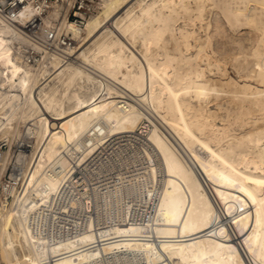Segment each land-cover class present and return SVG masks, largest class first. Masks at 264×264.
<instances>
[{
	"label": "bare ground",
	"instance_id": "bare-ground-1",
	"mask_svg": "<svg viewBox=\"0 0 264 264\" xmlns=\"http://www.w3.org/2000/svg\"><path fill=\"white\" fill-rule=\"evenodd\" d=\"M23 1L0 0V264H264V0H101L81 29L75 0Z\"/></svg>",
	"mask_w": 264,
	"mask_h": 264
},
{
	"label": "built area",
	"instance_id": "built-area-1",
	"mask_svg": "<svg viewBox=\"0 0 264 264\" xmlns=\"http://www.w3.org/2000/svg\"><path fill=\"white\" fill-rule=\"evenodd\" d=\"M23 0H10L9 4L5 7L3 10V13L8 14L14 11H17L18 8L23 6ZM33 3L36 4V7L38 8V0H33ZM101 0H75L73 3V6L69 13V21L74 25L75 28L81 29L85 26L87 19L94 14L97 9L99 8ZM29 30V29H28ZM46 36V42H44V46L47 50L50 52H56L64 55L63 57L65 59L69 58L70 56L66 55L64 52V49L69 48L74 44V39H72L67 34L61 33L58 36H56L53 33V30H48ZM37 55V52H34L33 49L29 48L26 51V56L30 55ZM30 58V57H29ZM30 62V59H28ZM22 146H19L16 148L18 151L19 148ZM6 149V142L0 141V164H1V158L2 153ZM15 162V161H14ZM19 169L15 167L12 164H9L3 171L2 174V183L4 185V191H8L10 189V186L13 185L15 182L17 185L19 184V178L15 180L16 177L15 174H19Z\"/></svg>",
	"mask_w": 264,
	"mask_h": 264
},
{
	"label": "rangeland",
	"instance_id": "rangeland-1",
	"mask_svg": "<svg viewBox=\"0 0 264 264\" xmlns=\"http://www.w3.org/2000/svg\"><path fill=\"white\" fill-rule=\"evenodd\" d=\"M229 71H230V73L232 74V75H234L235 76V73L233 72V70L229 67ZM2 264H4V263H2Z\"/></svg>",
	"mask_w": 264,
	"mask_h": 264
}]
</instances>
